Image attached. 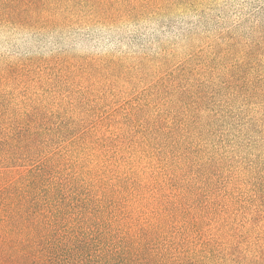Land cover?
<instances>
[{
	"label": "rangeland",
	"instance_id": "rangeland-1",
	"mask_svg": "<svg viewBox=\"0 0 264 264\" xmlns=\"http://www.w3.org/2000/svg\"><path fill=\"white\" fill-rule=\"evenodd\" d=\"M0 141L168 258L264 264V0H0Z\"/></svg>",
	"mask_w": 264,
	"mask_h": 264
},
{
	"label": "trees",
	"instance_id": "trees-1",
	"mask_svg": "<svg viewBox=\"0 0 264 264\" xmlns=\"http://www.w3.org/2000/svg\"><path fill=\"white\" fill-rule=\"evenodd\" d=\"M1 156L0 264H201L159 253L133 235L114 199L82 195L51 166L8 178L10 155Z\"/></svg>",
	"mask_w": 264,
	"mask_h": 264
}]
</instances>
